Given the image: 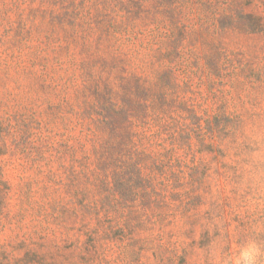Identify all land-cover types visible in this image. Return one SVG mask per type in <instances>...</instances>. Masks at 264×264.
Wrapping results in <instances>:
<instances>
[{
  "label": "rangeland",
  "instance_id": "obj_1",
  "mask_svg": "<svg viewBox=\"0 0 264 264\" xmlns=\"http://www.w3.org/2000/svg\"><path fill=\"white\" fill-rule=\"evenodd\" d=\"M264 264V0H0V264Z\"/></svg>",
  "mask_w": 264,
  "mask_h": 264
},
{
  "label": "clouds",
  "instance_id": "obj_2",
  "mask_svg": "<svg viewBox=\"0 0 264 264\" xmlns=\"http://www.w3.org/2000/svg\"><path fill=\"white\" fill-rule=\"evenodd\" d=\"M259 255H261L260 248L255 242H249L241 251L239 258L235 261V264H256L257 257Z\"/></svg>",
  "mask_w": 264,
  "mask_h": 264
}]
</instances>
